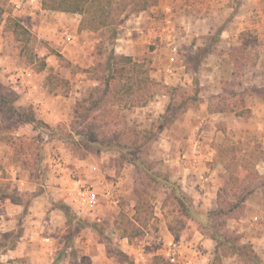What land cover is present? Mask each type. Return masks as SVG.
<instances>
[{
	"label": "rangeland",
	"instance_id": "374dc122",
	"mask_svg": "<svg viewBox=\"0 0 264 264\" xmlns=\"http://www.w3.org/2000/svg\"><path fill=\"white\" fill-rule=\"evenodd\" d=\"M42 1L0 0V90L51 126L0 130V264H178L168 259L171 244L198 264H264V35L249 29L236 36V13L244 23L241 0H213L220 10L201 19L161 9L169 0H116L113 23L97 31L82 27L81 15L46 10ZM18 21L33 36L27 45L15 37ZM208 21L218 26L211 33L203 29ZM231 24L234 35L221 39ZM121 38L135 55L117 51ZM116 54L184 96L170 114L166 96L131 109L102 99L92 118L152 132L140 149L124 153L88 145L82 134L89 123L77 115L79 102L94 92L102 97L100 80L115 71ZM198 151L193 222L155 176L167 178L170 167L187 176L183 168L194 167L189 158ZM137 191L153 217L127 238ZM218 197L226 209L244 202L218 214ZM25 234L34 257L8 259Z\"/></svg>",
	"mask_w": 264,
	"mask_h": 264
},
{
	"label": "trees",
	"instance_id": "16d2710c",
	"mask_svg": "<svg viewBox=\"0 0 264 264\" xmlns=\"http://www.w3.org/2000/svg\"><path fill=\"white\" fill-rule=\"evenodd\" d=\"M115 1L116 0H43L42 6L46 10L79 14L82 16V27L91 31H97L113 23L112 13L114 11L113 5ZM14 34L19 42H24L26 45L33 37L31 32L19 21L15 24ZM241 40L242 47H246L244 39L242 38ZM247 59L248 58H246V60ZM111 63L115 71L109 70L111 76H103L100 80L102 88L104 89L102 97L97 92H94L90 97L79 102V109L83 111V114L80 113L78 109L77 115L80 118L84 117L83 125L85 123L92 125L91 127L89 125L86 126V131L82 134V139L86 140L88 145L115 148V150L124 153L125 151H131L128 148L132 150L140 149L143 146V142L148 139V135L152 132L151 130H140L138 128L131 130L126 127H124V130H121L117 125L109 124L107 120L104 121L101 118H92L96 110L101 108L103 103L102 99H108L109 102L107 105L110 104L115 106L120 104L126 109H131L144 108L157 96H166L170 98L166 114H170L171 111L175 109V102L182 99L184 96L178 87L168 86L167 84L151 78L148 71L142 70L144 66L134 63L131 57L116 54L113 55V58L110 60V64ZM88 115L89 118H87ZM0 116L4 124H1L0 130L4 132L13 131L24 125H31L35 130L43 128L51 129L49 124L37 118L33 107L30 106L18 109L16 100L13 96L3 94L1 90ZM111 127L115 129L113 132L110 131ZM79 136H81V134H79ZM129 143H132L133 146L128 147ZM97 151H100L99 148ZM127 163L136 165V162L133 160H127ZM225 167L228 172L231 171L229 165L225 164ZM155 178L157 181H160L162 185L171 188L172 196L182 210L184 216L187 218L189 217L193 222L196 221L193 215L190 197L182 191L181 187L168 178H162L160 176H155ZM225 191H227V189ZM233 192L236 198L240 197L241 191ZM248 192V189L245 190V193ZM135 195V216L128 221L123 228V236L127 238H133L134 231L139 229L137 225H140V223L149 224L153 217V214L148 210V204L145 198L140 195L139 191H137ZM243 202L244 199L241 198L226 209L227 204L218 197L217 206L221 207V209L219 208L220 210L218 209L216 213L221 214L226 211L228 213L234 212ZM64 208L70 211L67 205H65ZM211 214L213 213L209 215ZM216 257H218V255H216Z\"/></svg>",
	"mask_w": 264,
	"mask_h": 264
},
{
	"label": "crops",
	"instance_id": "0c3cea01",
	"mask_svg": "<svg viewBox=\"0 0 264 264\" xmlns=\"http://www.w3.org/2000/svg\"><path fill=\"white\" fill-rule=\"evenodd\" d=\"M169 1H170L171 6L169 4H167L164 6H160V8L161 9L165 8L169 13H172L174 11L176 14H178V13L183 14L184 13V14L190 15V14H192V12H194L198 16L197 18H199V19H201L202 17H206V16L207 17L208 16L214 17V13L217 12L218 10H220V8H219L220 4H215V2L213 0H169ZM226 1H229V0H226ZM233 1L235 2L236 0H233ZM237 1L239 2L240 0H237ZM237 6H238V8H240V10H241V8H244L245 12H243V18H242L244 20V21L242 20V22H244V23H240V18H239L238 13H236V17H234V19H233V20H235L234 25L239 27L236 30L238 32V34H236V36L241 34L242 32H244L246 30L248 31L249 29L254 30L259 35H261V34L264 35V0H241ZM229 8H230V6L228 5L224 9H229ZM254 20H255V22H254ZM238 24H240V25H238ZM241 24H243V25H241ZM252 24H253V26H252ZM188 27H189L188 30L192 31L194 33V35L201 34L200 29H198L199 27L193 26L194 28H192V26H190V24ZM205 27L206 28H203V29H206V31H209L211 33L213 31V29L215 30V28H217L218 26L216 24L212 23L211 21H208V25H206ZM232 35H234V34H232V24L230 25V27L228 26L227 28L221 29V35H220L221 39H225V38L230 37V36L232 37ZM132 40L131 39L127 40V42H129V41L132 42ZM118 41H120V43L123 42L122 44L119 43V45H118L119 47H118L117 51L120 54H123V55H135L136 54V50L133 48L134 45L125 44L126 43L125 38L118 39ZM238 41L239 42L242 41L241 38H238ZM17 77H20L21 80H23L25 82L24 72H20L19 76H17ZM26 105L27 104H24V105H22V107L23 108L27 107ZM35 113H36V116L39 120L44 121L43 119L38 117L37 112H35ZM45 123H47V122H45ZM25 126H29V125L21 126L18 128V130L20 128L25 127ZM10 147H12V146H10ZM1 149H3V148L0 147V166L4 163L3 158H2ZM5 150H3V151H5ZM201 157H200L199 151H198V154L193 153L190 155L189 159L193 160L194 167H191V165H189L190 163L186 162V164H185L186 166L183 168V171L186 170V174H188V175L183 176V178H181V179L179 176L174 175L175 169L173 170V167H170L171 168L170 172L166 171V173H165L167 175V178L170 181H172L174 179L178 180V182H179L178 185L181 187L182 191L186 195H188L190 198H192V196H194V192H195L194 188H198L197 187V183H198L197 178L195 177L194 174H197L196 171L200 170V167H198V168L195 167V162H197V161L199 162V158L201 159ZM188 166H189V168H188ZM210 168H212V167H210ZM212 170H215L214 167ZM182 173L184 174V172H182ZM214 173H215V171H214ZM177 175H179V174L177 173ZM207 181H209V178H206L204 180V182H207ZM29 241H30V234H25L24 236H22L20 238L19 244L22 245V247H20V248L18 247L14 250H9L6 252L5 255H8L7 256L8 259L21 257V255L34 257V255H33L34 251L29 249L30 246H25V245H27L26 243H28ZM31 246H32V244H31ZM40 264H42V263H40ZM178 264H198V263H197V261L192 260L191 258H185V256H183V257L179 256Z\"/></svg>",
	"mask_w": 264,
	"mask_h": 264
},
{
	"label": "built area",
	"instance_id": "2783aa9c",
	"mask_svg": "<svg viewBox=\"0 0 264 264\" xmlns=\"http://www.w3.org/2000/svg\"><path fill=\"white\" fill-rule=\"evenodd\" d=\"M91 192L90 188H87L85 190L80 191V195L81 197L84 195H89V193ZM110 193H108L106 195L107 198H109ZM81 201V200H80ZM82 202V201H81ZM94 203H96L94 200L91 201V205H93ZM168 259L170 260L171 263H178L179 261V254L177 251H175V248L172 247V244L170 245V251L168 252Z\"/></svg>",
	"mask_w": 264,
	"mask_h": 264
}]
</instances>
